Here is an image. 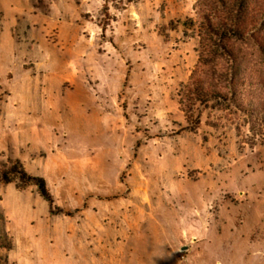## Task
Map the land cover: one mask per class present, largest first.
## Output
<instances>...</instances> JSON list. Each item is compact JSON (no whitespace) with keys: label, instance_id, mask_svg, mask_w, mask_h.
I'll return each mask as SVG.
<instances>
[{"label":"rangeland","instance_id":"obj_1","mask_svg":"<svg viewBox=\"0 0 264 264\" xmlns=\"http://www.w3.org/2000/svg\"><path fill=\"white\" fill-rule=\"evenodd\" d=\"M195 1L0 0V264H264V127L180 110Z\"/></svg>","mask_w":264,"mask_h":264},{"label":"trees","instance_id":"obj_2","mask_svg":"<svg viewBox=\"0 0 264 264\" xmlns=\"http://www.w3.org/2000/svg\"><path fill=\"white\" fill-rule=\"evenodd\" d=\"M193 11L195 21L184 27L196 28L198 58L180 110L188 120L189 112L215 103L243 116L249 128L264 127V0H196Z\"/></svg>","mask_w":264,"mask_h":264},{"label":"built area","instance_id":"obj_3","mask_svg":"<svg viewBox=\"0 0 264 264\" xmlns=\"http://www.w3.org/2000/svg\"><path fill=\"white\" fill-rule=\"evenodd\" d=\"M181 259H183V257H181Z\"/></svg>","mask_w":264,"mask_h":264},{"label":"crops","instance_id":"obj_4","mask_svg":"<svg viewBox=\"0 0 264 264\" xmlns=\"http://www.w3.org/2000/svg\"><path fill=\"white\" fill-rule=\"evenodd\" d=\"M184 250V249H183Z\"/></svg>","mask_w":264,"mask_h":264}]
</instances>
